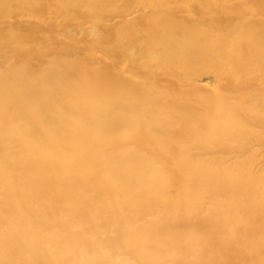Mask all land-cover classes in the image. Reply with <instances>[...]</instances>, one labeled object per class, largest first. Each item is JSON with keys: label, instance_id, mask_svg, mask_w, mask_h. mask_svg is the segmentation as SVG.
<instances>
[{"label": "bare ground", "instance_id": "6f19581e", "mask_svg": "<svg viewBox=\"0 0 264 264\" xmlns=\"http://www.w3.org/2000/svg\"><path fill=\"white\" fill-rule=\"evenodd\" d=\"M0 264H264V0H0Z\"/></svg>", "mask_w": 264, "mask_h": 264}]
</instances>
